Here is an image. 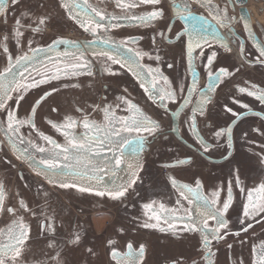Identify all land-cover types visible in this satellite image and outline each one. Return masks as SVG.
I'll return each instance as SVG.
<instances>
[{
	"label": "water",
	"instance_id": "water-1",
	"mask_svg": "<svg viewBox=\"0 0 264 264\" xmlns=\"http://www.w3.org/2000/svg\"><path fill=\"white\" fill-rule=\"evenodd\" d=\"M263 2L264 0H255ZM8 5L6 16L0 13V72L6 67L15 64V58L24 55H31V48L43 47L44 51L36 55L35 59L23 65L12 67V75L19 83L30 84L33 80L41 78L38 72L51 74L57 68H66L75 63H91L92 75H88V70L84 69L83 74L77 77H64L54 80L49 85H41L38 89H30L24 93V99L19 101L17 106V91L11 93L12 99L7 101V106L13 110L20 119H27L31 113V108L35 101L39 99L45 91L52 88L58 89L53 92L37 108L35 114L36 127L30 128L25 125L21 132L24 135V142L15 139L16 147L21 153L24 149L28 152L20 157L15 149L9 147L8 137L5 135V128L0 127V186L3 188L4 210L0 211V229L4 234L0 235V242L8 243L9 229H14V221H19L30 226L29 240L22 249V257L17 260V264H55L51 259L55 252L48 247L50 240L55 239L61 251L60 259L62 264H121V257L128 251L127 245L132 244L133 249L138 251L144 245L145 252L142 264H207L204 259L207 249H204V235L199 232L181 231L188 223L187 219L174 222V232H161L159 228L146 229L142 225L146 222H156L149 220L144 214L143 205L152 201L164 204L168 209L174 210L178 216H186L191 212L192 217L199 223V202L190 204L179 196L178 190L172 186L174 178L180 184L196 186L199 181L202 185L201 194L212 199H216L217 207L228 200L231 192V207L226 214L229 222V234L224 240L213 239L210 231L208 240L212 252L211 259L214 264H257L260 259L261 244L264 243V227H257L264 219V212L260 209L264 207V189L260 186L264 184V126L258 118L251 112H264V104L253 96L240 93L238 87H248L250 90H264V83L259 78L251 75H243L245 65L258 68L264 72V65L256 62L259 55L256 42H264V23L259 18L250 5L249 0H211L209 6H205L202 0H162V7L165 17L159 23L139 25L130 23L128 20L119 21L120 27H108L110 17L97 21L107 27L100 28L96 33L84 31L79 25L69 18L68 10L62 7L59 0H20L13 6L11 0H6ZM77 3L87 8L91 14V8L84 4V0H77ZM88 5L106 10L117 15H135L152 11L153 6L141 4L135 9L116 8L114 0H88ZM212 7L226 9L229 17L235 18L228 27H222L213 16L215 13ZM181 15H177V11ZM75 14L79 15L81 8H73ZM189 13H191L189 15ZM27 14V15H24ZM48 16L46 27L41 33H33L25 30L28 25L35 24V17ZM245 18H250V27L255 34V40L250 36L248 28L245 26ZM20 20L21 31L24 36L19 46L12 39L15 22ZM168 24L172 25V32L166 33L171 37V43L157 37L155 44L152 42V35L157 30L165 29ZM51 27L58 28L56 35L46 40L45 36ZM229 28L231 31H229ZM199 32L200 35L207 37L209 44H215L213 51L217 52V57H221L219 63L213 66V72L219 68H227L232 75L223 77L220 83L209 95L211 103L206 104L205 116L198 115L199 129L205 139L213 143L214 147L208 154L198 151L199 145L189 131L188 118L191 116L193 106L200 99V90L208 92L207 69L204 60L200 58L199 64L204 71L201 79L200 71L195 61L198 74V84L193 93L192 102L185 108L179 118L172 113L183 103V97L187 95V86L191 84V70L187 66L185 48L182 40H176L175 34L181 31ZM224 38L231 48L226 51L221 43L214 39L215 35ZM8 36L7 48L4 51L3 37ZM128 37H135V43H121ZM143 37V39H141ZM63 38L67 40L79 41L77 47L72 44H59L52 51H48L47 45L54 39ZM29 40L33 43L29 45ZM105 40H110V44H105ZM241 45L243 49L241 50ZM117 46L120 47V55L127 60L134 57L128 49H135L142 53L155 55L156 50H160L163 61L150 59L148 55L142 56L139 63L140 69L146 75L148 69L159 67L163 74L169 78L171 84H166L157 77L161 87L177 89L178 95L175 101H167V110L161 106L158 99L150 96L145 88H151V84L145 82V87L140 86V81L132 75L128 68L124 66V60L120 65L111 64L105 57L97 55L101 51L115 53ZM205 45L203 48L207 47ZM202 49H198L200 51ZM83 53V60L79 57ZM225 54H232V58ZM9 55L12 58L9 63ZM119 58V56L117 57ZM173 64L169 69L167 64ZM118 73L112 76L106 68ZM239 69V71H236ZM22 74V77H21ZM151 79V77H149ZM185 86V92L179 93V86ZM68 85V87H64ZM79 85V87H73ZM5 87H10L5 82ZM125 89L127 91L125 92ZM155 92V89H151ZM124 95L136 103L142 111L154 120L159 121L162 132L153 137L148 133H141L146 137V143L140 142L142 151H139V158L143 164V169L139 171V180L134 185V191L129 190L125 198L114 200L108 195L99 196L95 191L81 192L79 187L61 188L60 180L67 183H74L71 176V169L63 168L67 176L59 177L53 183H48L43 175H38L37 170L30 166L37 165L39 168L45 167L39 164V158L50 156L49 153H39L35 160L29 162L28 155L35 152L29 141L43 146L51 147L43 141L39 133H43L55 139L59 144L67 146L68 139L61 132L49 123H63L65 117L72 116L77 120V127L72 130L73 134L83 137L86 130L83 128L82 121L87 118L94 120L102 126L107 124L103 107L114 104L116 97ZM219 95H222L220 104L222 108L216 117L207 125L204 121L208 109ZM239 101V103H236ZM248 105L245 109L242 105ZM98 105L99 107H94ZM225 105L231 107L234 113L242 114L249 112L237 120V117L225 110ZM56 109V111H53ZM77 109H83L78 111ZM129 113L125 106L115 109V115L123 117ZM0 120H6L4 109H0ZM236 120L233 127V149L232 156L225 159L229 149L226 139L222 137L219 141L212 138L211 133L221 127H227ZM178 129L179 131H173ZM260 129V132L255 131ZM130 138V137H129ZM126 156L132 157L128 148L124 149ZM113 153L107 148H100L98 145L91 153V160L94 164L103 167L105 162L110 161ZM191 157V163L177 165L175 167H165L167 164H175L178 159ZM203 158V159H202ZM212 165L202 162L204 160ZM64 164V161H61ZM75 163V161H72ZM102 180L92 181L96 190L112 188L115 184L124 183L130 176L127 165H121L116 169V174L112 175L110 169L105 168ZM237 175L239 183H237ZM43 186V187H41ZM80 187H86L87 183H81ZM44 193H47L45 196ZM216 193V196H213ZM188 195V193H186ZM251 196V199L249 197ZM23 200L26 207H21L20 201ZM177 200L180 203L177 204ZM247 206L256 211L252 216L245 218L243 209ZM8 208H14L15 214L8 212ZM109 213L118 220L115 229L111 233L97 234L93 232V216L95 214ZM54 218L55 234L46 233L41 230V225L48 219ZM244 219V225L240 221ZM251 223L252 227L247 232L241 231L242 227H247ZM214 221H209L213 225ZM109 227V226H108ZM113 227V226H112ZM160 227L167 229L168 225L163 219ZM107 228V227H106ZM96 230V229H95ZM97 231V230H96ZM240 232L236 236V232ZM74 232L81 235L78 245H64L63 241L72 237ZM223 232V230H222ZM114 244H109V241ZM232 247L229 248L228 246ZM115 248L121 255L116 259L111 256L112 249ZM92 249V253L88 252ZM5 264H9L8 261Z\"/></svg>",
	"mask_w": 264,
	"mask_h": 264
},
{
	"label": "snow or ice",
	"instance_id": "snow-or-ice-1",
	"mask_svg": "<svg viewBox=\"0 0 264 264\" xmlns=\"http://www.w3.org/2000/svg\"><path fill=\"white\" fill-rule=\"evenodd\" d=\"M20 0H11V4L13 6L17 5ZM62 7L68 10L67 14L70 19L75 21L80 28L84 31L96 33L98 29L105 28L107 31V27L97 21L95 17H100V20H104L105 17H110V24L108 27H120L119 21L128 20L130 23H135L139 25L150 24L153 22H161L165 17V11L162 5V0H114L116 8H129L135 9L141 4L151 5L153 6L152 11H146L144 13H137L135 15H117L114 13H109L104 9L97 7H92L88 5V0H84V4L91 8V14L88 12L87 8H84L82 5L77 3V0H59ZM202 3L205 6H209L211 4V0H202ZM7 3L6 0H0V13L6 16L7 14ZM73 8H81V12L79 15L75 14ZM215 15L213 19L220 24L222 27H228L232 21L235 19L233 17H229L227 15L226 9H219L218 7H212L211 9ZM191 13H189L190 15ZM27 15V14H24ZM177 15H181L180 11H177ZM50 19L48 16H39L35 17V24L28 25L25 30H30L33 33H41L46 27L47 21ZM245 26L249 30L250 36L255 40V34L252 32L250 27V18H245ZM24 26L21 25L20 20L15 22V28L12 33V39L15 41L17 46L20 45L21 40L24 36V31L20 29ZM264 27V25H262ZM229 31L231 29L229 28ZM172 32V25L168 24L165 29L157 30L153 33L151 39L153 44L157 37L159 36L162 39L167 40L168 43H171V37L166 33ZM187 37L186 40L183 41L185 48V57L188 68L191 70V84L187 86V95L183 97V103L172 113L173 116L179 118L181 112L188 107V105L192 102L193 93L196 91L198 84V74L195 66V61L197 57V50L203 49L205 45L209 44L207 37L200 35L199 32L193 33L192 31H181L175 34L176 40H182V38ZM8 36L3 37L4 43V51L8 52L7 48V40ZM143 39V37H141ZM214 39H217L219 43L225 48L226 51H231V48L228 46V43L224 40L223 37L218 34L214 36ZM105 44H110V40H105ZM135 37H128L126 41H122L121 43L127 45V43H135ZM29 45L33 43L32 40H29ZM59 44H72L77 47V51H79L78 44L79 41L67 40L63 38H58L52 40L46 47L48 51H52L56 45ZM259 55L256 58V62L264 65V42L257 41L256 42ZM243 49V45H241V50ZM43 47L31 48V55L25 53L17 58H15V64L6 67L4 71L0 72V109H4L6 120H0V127H4L6 124L5 135L8 137L9 147L15 149L20 157H23L24 153L28 152L27 149H24V153H21L20 150L16 147L15 139H18L21 143L24 142V135L21 132V129L27 125L30 128H35V114L37 108L41 105L43 101H45L49 96L52 95L53 92H57L58 89L52 88L51 91H45L43 95L39 97L31 108V113L27 119H20L17 115H15L13 110H10L7 106V101L12 99L11 93L13 91H17V106L20 100L24 99V93H26L30 89H38L41 85H49L54 80H60L62 76L64 77H77L83 74V70H88V75H92L91 72V63H75L70 64L66 68H57L51 74H43L38 72V75L41 76L38 80H33L30 84L19 83L13 77L9 79V76L12 75V67L15 65H23L33 61L36 55L40 52H43ZM128 51L132 52L136 59L133 57H129L127 60H124V57L120 55V47L117 46L115 53H109L107 51H101L97 53V55L105 57L107 61H110L111 64L120 65L121 61L124 60V66L128 68V71L132 73L134 77H136L140 81V86L142 88L145 87V82L151 84V88H145V91L149 92L150 96L154 99H158L161 103V106L167 110L168 104L167 101H175L177 99V89L172 88L168 89L165 87H161L157 77L163 80L166 84H171V81L167 76L163 74L159 67L155 69H148L147 75L141 71L142 65L139 63V59L142 56L148 55L150 59L155 61H163V56L160 55V50L157 49L155 55H150L149 53H142L140 51H136L135 49H128ZM200 57L203 59V52L199 53ZM217 52L212 51L210 55L206 58V64L204 65L207 69V78L208 83L206 85L208 92H204L203 89L200 90V99L193 106L191 111V116L188 118L189 131L195 138L196 143L199 145L198 151H202L204 154H208L209 150L214 147L213 143L209 140L205 139L201 134L199 129L198 115L205 116L206 114V104L211 103V93L220 83L223 82V77H228L232 75L231 72L227 68H219L215 72H213V66L217 59ZM119 56V58H117ZM79 60H83V53H81ZM12 58L9 55V63L11 64ZM167 67L171 69L173 64L168 63ZM105 71H108L112 76H117L118 73L112 71L111 68H106ZM236 71H239L237 69ZM22 77V74H21ZM151 77V79H149ZM5 82L10 85V87H5ZM64 87H68V85H64ZM73 87H79V85H73ZM253 88L257 89L255 91L250 90L248 87H238V91L240 93H246L249 96L255 97L256 100L264 104V90H260L257 86L253 85ZM151 89H155V92H152ZM127 89H125V92ZM185 92V86L181 84L179 86V93ZM239 103V101H236ZM121 105L125 106V110L129 113L126 116L119 117L115 115V109L120 108ZM245 109L248 108V105H242ZM94 107H99L98 105H94ZM78 111H83V109H77ZM225 110L228 113H232L237 117V120L241 119L243 116L249 115V112H244L242 114H237L233 112L231 107H227L225 105ZM56 111V109H53ZM105 119L107 120V124L101 125L98 124L94 120H89L87 118L80 121L82 123L83 128L86 130L83 137H78L73 134L72 130L77 127V120L72 116L65 117L63 123H56L53 121H49L50 124L58 131H61L68 139L67 146L59 144L52 137L45 135L43 133H39V136L43 141L47 142L51 147H43L40 146L33 141H29L32 144V147L35 149V152L28 155L29 162L36 159L39 153H49L50 156L48 158L40 157L39 164L44 165L45 167L39 168L37 165L30 166L37 170L38 175H43L44 178L48 181V183H53L59 177L67 176L69 173H65L63 168L71 169V176L74 178V183H67L63 180H60L59 187L61 188H70V187H79V191L81 192H92L95 191L96 195L104 196L108 195L114 200H120L125 198L126 194L129 193V190L134 191V185H136L139 180V171L143 169V164L139 158V151H142L140 142L146 141V137L141 135V133H148L153 137L159 135L162 132L161 125L159 121L152 119L148 115H146L142 109L134 103L128 97L121 95L116 97V102L114 104L105 105L102 109ZM252 115L259 116L264 119V112H251ZM236 120L232 121L230 125L227 127H221L217 130H214L211 135L214 140L219 141L222 137L226 139L227 148L229 149L227 156L225 159L232 156L233 145V127L236 124ZM173 131H179L178 129H173ZM255 131L260 132V129H255ZM262 136H264V132H260ZM130 137V138H129ZM100 148H107L108 151L113 153V157L110 161L105 162L103 167L94 164L91 160V153L95 149L96 146ZM125 147L128 148L129 152L133 154L132 157H128L125 154ZM61 161L65 163L62 164ZM75 161V163H72ZM191 163V157H186L185 159L176 160L175 164H167L165 167H175L177 165H184ZM261 163L264 164V158L261 159ZM127 165L128 171L130 172L129 178L121 184H115L112 188H105L104 190H96L92 185V181L99 182L102 180V176L105 173V168L110 169L111 174H116V169H118L121 165ZM87 183L86 187H80L81 183ZM237 183H239V178L237 175ZM172 186L178 190L179 196L184 200L188 201L190 204H196L199 202V223L192 217L191 212H187L186 216H178L174 214V210L168 209L164 206V204H159L158 207L155 206L156 202L152 201L149 203H145L143 205V209L145 210L144 214L148 216L149 220H154L156 222H146L142 225L143 228L146 229H156L159 228L161 232L170 231L174 232V222L183 221L187 219L188 223L185 225L181 231L185 232H199L204 235V249L208 251L205 254L204 259L207 261V264H214L212 257V252L210 249V244L208 240V232L210 231L213 239L224 240V238L229 234V222L226 219V214L231 207V192H229L228 200L222 204V207H217L216 199L209 198L201 194V183L199 181L196 182L195 187H191L188 184H180L174 178L172 179ZM43 187V186H41ZM261 189H264V184L260 186ZM188 193V195H186ZM46 196L47 193H44ZM216 193H213V196H216ZM251 199V196L249 197ZM4 201V193L3 188L0 186V211L4 210L3 207ZM180 203V200H177V204ZM21 207H26L23 200L20 201ZM8 212L15 214L14 208H8ZM256 211L255 208H249L247 206L243 209V216L245 218L252 216V214ZM261 212H264V207L260 209ZM51 222L48 219L45 220V223L41 225V230L46 233H52L53 236L55 234V221L54 218H50ZM163 219L164 223L168 225L167 229L160 227V221ZM209 221H214L213 225H209ZM14 229H9V239L8 243L0 242V264H5L6 261L9 264H17V260L22 257V249L24 245L29 240V232L30 226L25 225L19 221H14ZM241 225H244L245 220L242 219L240 221ZM252 227L251 223L247 224V227H242L241 231L247 232L249 228ZM223 230V232H222ZM4 234V230L0 229V235ZM236 236L240 235V232L235 233ZM81 241V235L78 232H74L72 237L63 241L64 245L75 246L78 245ZM109 244H114V241H109ZM48 247L55 252V255L51 257V259L55 262V264H62L60 259L61 251L57 250L59 245L57 244L55 239H52L48 243ZM229 248L232 246L229 245ZM128 251L121 257V264H142L145 248L144 245H141L138 251L133 249L131 243L127 245ZM89 253H92V249H88ZM120 253L116 251L115 248L111 251V256L113 259L120 257ZM257 264H264V243L261 244L260 250V259L257 261Z\"/></svg>",
	"mask_w": 264,
	"mask_h": 264
},
{
	"label": "flooded vegetation",
	"instance_id": "flooded-vegetation-1",
	"mask_svg": "<svg viewBox=\"0 0 264 264\" xmlns=\"http://www.w3.org/2000/svg\"><path fill=\"white\" fill-rule=\"evenodd\" d=\"M210 45H211V47H209V45H208L207 47H205L202 50L197 52L196 63H197V67H198V69L200 71V74H201L200 75L201 79L204 77V71L200 67V64H199V60L201 58L199 53L202 51L203 52V57L207 58V56L210 55L211 52L213 51L212 49H213L215 44H210ZM225 56L232 58V54H225ZM221 57H222V55L220 57H217L215 63H219ZM204 63L206 64V60H204ZM243 75H249V76L253 75V76L259 78L264 83V72H261V70H259L258 68L245 65L244 68H243ZM221 99H222V95H219V97H217V99H215L213 101V103L210 105V107L208 109V112H207V116L208 117H206V119L204 121V124L207 125L209 122H211L212 119L210 117H216L218 111L222 108V106L220 104ZM262 109H264V108H262ZM252 120H259L260 123L264 126V121L263 120L258 119V118H253ZM202 162L207 163L209 165H212L211 163L206 162L205 159L202 160ZM101 217H99V218H101ZM257 227H264V219L261 221L260 224L257 225Z\"/></svg>",
	"mask_w": 264,
	"mask_h": 264
},
{
	"label": "rangeland",
	"instance_id": "rangeland-1",
	"mask_svg": "<svg viewBox=\"0 0 264 264\" xmlns=\"http://www.w3.org/2000/svg\"><path fill=\"white\" fill-rule=\"evenodd\" d=\"M249 1H250L251 7L253 8V11H255L256 14L259 12V18L264 23V4L263 2H256L255 0H249ZM57 31H58V28L51 27L49 31L47 32L45 39L48 40V39L53 38L56 35ZM117 222L118 220L114 221V217L112 216V214H109V213L98 214L97 213L93 216V220H92L93 232H96L97 234H106L108 232L111 233L113 229H115Z\"/></svg>",
	"mask_w": 264,
	"mask_h": 264
}]
</instances>
